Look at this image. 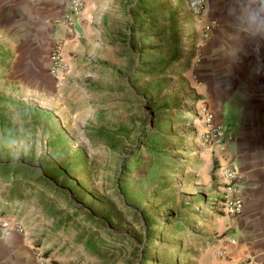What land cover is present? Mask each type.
Wrapping results in <instances>:
<instances>
[{
    "label": "rangeland",
    "instance_id": "374dc122",
    "mask_svg": "<svg viewBox=\"0 0 264 264\" xmlns=\"http://www.w3.org/2000/svg\"><path fill=\"white\" fill-rule=\"evenodd\" d=\"M97 3L109 32L107 65L95 81L65 87L49 110L9 85L17 48L0 19V162L17 164L11 180L0 177V205L60 231L81 264H212L201 246L216 226L212 171L192 160L202 106L176 68L183 1ZM24 7L0 0L9 23Z\"/></svg>",
    "mask_w": 264,
    "mask_h": 264
},
{
    "label": "crops",
    "instance_id": "0c3cea01",
    "mask_svg": "<svg viewBox=\"0 0 264 264\" xmlns=\"http://www.w3.org/2000/svg\"><path fill=\"white\" fill-rule=\"evenodd\" d=\"M21 1L25 7L17 11L14 22L9 23L8 14H1L0 9L8 38L17 48L6 77L9 85L49 110L56 99L60 102L57 97L65 87H78L73 84L81 80L86 85L95 81L96 70L105 62L107 65L108 55L102 50L110 45L109 32L97 0H83L84 8L75 23L78 38H68L59 22L69 0ZM182 1L188 20L179 28L184 34L176 68L183 72L192 96L199 98L198 105L212 112L216 124L222 129L234 124L233 133L225 131L233 140L221 152L202 140L204 123L197 106L191 133L197 157L192 160L202 161L196 169L203 166V171H212L209 214L216 225L201 245L203 255L212 264H264V0H206V15L201 18L193 16ZM210 23L209 37L203 40V28ZM61 38L68 41V67L54 77L48 72L49 54ZM114 44L118 48L119 41ZM197 45L199 62L193 65ZM79 98H87L86 91ZM227 160L240 174L243 210L238 217L221 214L212 205L223 187L218 168ZM0 216L21 228V232L13 228L7 235L0 228V264H81L80 249L72 250L60 231H50L41 220L31 224L37 215L18 218L0 205Z\"/></svg>",
    "mask_w": 264,
    "mask_h": 264
},
{
    "label": "built area",
    "instance_id": "2783aa9c",
    "mask_svg": "<svg viewBox=\"0 0 264 264\" xmlns=\"http://www.w3.org/2000/svg\"><path fill=\"white\" fill-rule=\"evenodd\" d=\"M184 2L193 16L198 18L205 17L207 9L206 0H184ZM83 8V0L68 1L64 13L59 20L65 28L68 38L79 37L78 34L76 35L75 23L81 15ZM212 25L213 24L210 23L203 28V40L208 39ZM67 42V39L64 38L57 39L50 50L48 72L54 77L61 76L67 70L68 65L65 53ZM195 49L196 52L193 57V65H196L199 62V45L195 46ZM199 114L204 121V128L201 133L202 140L209 146H215L219 151L224 152L227 147L226 145L233 140L232 136L226 133L220 125L214 122V116L206 106L200 108ZM218 175L223 182V187L220 196L212 203L213 208L224 215L232 217L240 216L243 210V205L241 198L240 174L238 169L227 160L218 168ZM0 228L6 235L13 228L21 232V228L15 222H11L1 216ZM221 254L224 255L225 252L223 251Z\"/></svg>",
    "mask_w": 264,
    "mask_h": 264
},
{
    "label": "trees",
    "instance_id": "16d2710c",
    "mask_svg": "<svg viewBox=\"0 0 264 264\" xmlns=\"http://www.w3.org/2000/svg\"><path fill=\"white\" fill-rule=\"evenodd\" d=\"M16 165L17 164H15L14 162H0V171H1L0 177H3L2 179H4V180H11L10 178H8L7 175H9V173H12V171L14 170ZM10 168H12V169H10Z\"/></svg>",
    "mask_w": 264,
    "mask_h": 264
}]
</instances>
